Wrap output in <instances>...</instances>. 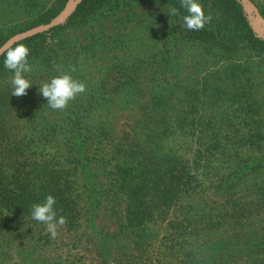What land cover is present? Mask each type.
I'll return each mask as SVG.
<instances>
[{"label":"trees","instance_id":"obj_1","mask_svg":"<svg viewBox=\"0 0 264 264\" xmlns=\"http://www.w3.org/2000/svg\"><path fill=\"white\" fill-rule=\"evenodd\" d=\"M67 1L0 0V4H17L23 13V19L14 18L0 25V45L16 32L49 22ZM199 2L205 14H211L213 19L203 29L193 31L183 26L187 12L181 0H80L63 23L22 38L11 46L23 43L29 48L31 72L27 78L30 80L33 76L35 81L50 80L61 72H68L82 81L80 57L85 51L95 52L99 44L106 42L119 43L114 48L120 47L128 33L159 26L161 50L149 61L154 66V76L148 80L160 79L166 86L150 96L145 123L140 125V130H134L133 136L124 127L118 130L111 119L88 121V115L100 109L107 99L106 92L93 89L78 94L65 109L59 110V124L48 118L36 122L40 121L36 116L26 120L34 124L35 131L40 126L39 138L45 137L42 141L50 142L49 137L59 128V155L44 158L41 164L34 158L28 170H25L26 164L25 169L20 168L21 158L14 159L15 155H27L24 148L23 153L10 157L21 146L17 140L9 141L8 129L2 120L0 155L7 159V169H11L7 174H0L2 208L32 217V206L43 203L51 194L56 198L57 219L66 218L63 226L67 231L84 226L94 236L99 251L107 256L122 249L126 262L122 263L118 254L115 264H172L160 255L167 257L172 251L180 250H185L182 262L186 264H260V257L264 255V232L255 239L250 238L245 225L254 215L261 214L252 196L241 193L240 186L264 169V150L259 149L258 155L251 154L264 140V102L255 98L251 75L255 66L252 58L264 59V39L251 29L239 0ZM171 8L177 9V15L168 14ZM66 29L70 33L59 40V47L43 46L46 35ZM181 49L216 56L217 68L199 79H174L177 51ZM172 51L176 54L171 55ZM4 60L5 55L0 54V111L3 113L16 101L9 78L14 73L4 67ZM113 81L112 92L134 90L132 76L121 73ZM19 97L24 103V97ZM219 99L224 103L219 105ZM42 102L47 99L42 98ZM109 107L113 109L112 105ZM221 108L243 117L237 122L232 115L229 119L218 116L224 113ZM138 126L136 123L134 128ZM183 147L189 149L188 154ZM36 154L31 152V157ZM26 160L27 157L23 159ZM214 161L227 163V167L222 174L214 168L216 178L207 186L200 168ZM14 163L19 165L15 167ZM256 187V201L264 210V185L258 182ZM205 191H212L222 204L213 200L207 207L200 200ZM120 204L118 214L116 209ZM221 207L225 213L216 214ZM103 209L107 214H117L112 229L95 225ZM82 215L85 218L81 222ZM213 215L217 219L211 218ZM223 217L229 224L227 228L222 225ZM156 221L163 222L164 229L179 226L183 232L158 238L160 246L152 253L149 246ZM204 230L216 231V234L206 235ZM262 230L264 226L256 231ZM202 231L203 240L198 244L194 236ZM175 235L180 244L173 243ZM123 236L127 238L126 243ZM194 243L200 258L188 249ZM127 246L133 250L126 253Z\"/></svg>","mask_w":264,"mask_h":264},{"label":"rangeland","instance_id":"obj_2","mask_svg":"<svg viewBox=\"0 0 264 264\" xmlns=\"http://www.w3.org/2000/svg\"><path fill=\"white\" fill-rule=\"evenodd\" d=\"M70 4H74V0H68ZM67 1V2H68ZM254 6V10L250 5L244 8L247 20L251 29L255 32L256 36L264 39V0H250ZM62 10V9H61ZM60 10V11H61ZM59 11V12H60ZM59 12L57 14H59ZM56 14V15H57ZM53 16L50 20L54 19ZM17 19H23L22 9L18 8L17 4H0V25H6ZM61 21L60 23H63ZM60 23L56 24L59 25ZM44 24V23H42ZM33 27V26H32ZM31 28V27H30ZM160 28L156 26L150 29L141 30L136 33H128L126 39L123 40V45L114 48L116 44L119 43H101L99 48L95 52H87L81 55V66L80 72H82V81L86 90L93 89L99 92H106L103 105L100 109L93 111L88 115L89 122H96L103 119H111L117 124V129L131 131L133 136L134 130H140V125L143 126L145 123L144 117L148 115V101L153 92H160L164 89L166 84L161 82L160 79H154V81H149V77L153 78L152 73L154 66L149 63L153 54L161 50V40H160ZM24 31V30H23ZM59 31V30H58ZM21 32V31H19ZM17 33V32H16ZM70 33V29H66L63 32H57L55 35H46L43 40V46L48 49H55L59 47V40H61L65 35ZM15 34V33H14ZM13 35V34H12ZM83 53V52H82ZM176 54L175 51L171 52V55ZM176 56V55H175ZM177 64L173 70L174 79H199L205 73L210 72L215 67L214 64L217 62V57L212 55H203L192 51H187L181 49L177 51ZM255 66H253L252 77L254 79L253 92L255 98L259 102H264V59H254L252 58ZM79 62V58H78ZM257 66H260L257 67ZM132 76L134 81V90L129 89L128 93L123 91L112 92L114 85V76L118 74ZM198 76V77H197ZM32 78V75L30 76ZM196 77V78H195ZM12 79V77H9ZM35 78L30 80L32 85L26 90V95H23L24 103L20 102L18 96H14L15 103L10 107L5 109V113L0 111V122L3 123L8 129L9 141L17 140L20 143L21 148H16L10 155L13 158V154L23 153V148L26 152V161H23L25 157L15 155V158H21L23 162L22 170L31 169V161L35 158L37 163H43L44 158L52 157L55 154L59 155V128L55 134L51 135L49 138L51 141H42L43 136L39 138L40 126L37 125L36 131L33 129L34 124L27 123L26 120H30L34 116L40 117V121L44 118H48L52 122L59 124V110H54L47 102H42V94L39 91L40 85L49 79H41L35 81ZM101 78L103 79V84H101ZM77 79V78H75ZM105 79V80H104ZM33 81V82H32ZM37 82V83H36ZM226 81H223L225 83ZM12 86V84L10 85ZM45 99V98H44ZM219 105L224 103L223 100H217ZM112 105L113 109L109 106ZM263 110L264 111V104ZM224 113H220L218 116L229 119L232 115L234 120L237 122L243 117L242 114L235 115L228 108H221ZM220 109V110H221ZM27 110H30V114H27ZM106 111H110L106 114ZM22 114H25L22 116ZM40 115V116H39ZM112 116V117H111ZM139 122H136L138 121ZM139 123V126H136ZM242 132V131H241ZM239 132V133H241ZM35 134V135H33ZM28 138L33 139L29 142ZM39 138V140H37ZM117 137H115V140ZM16 146V143H13ZM1 149V148H0ZM264 150V140L262 144L256 146V149H252L251 154L258 155V150ZM185 154H188V148H182ZM31 152H37V154L31 157ZM248 152V151H247ZM39 154V155H38ZM249 154V153H246ZM5 158L0 155V174H7L11 172V169L6 166ZM19 163H14V166H18ZM227 167V163L214 161L212 165L208 167H201L200 172L203 175L201 178L206 182L207 186L212 182L215 177V169L219 170V174H222ZM215 168V169H214ZM207 172V174L205 173ZM264 185V169L258 172L256 177L250 178L247 182H242L240 186V191L244 195L252 196L253 203H255L256 209H259L261 215H254L250 221L245 225V230L251 233L250 238L255 239L262 231L261 227L264 226V221H262V216H264L263 206L259 201H256V190L257 183ZM218 196L212 193V191H205L202 194L200 200L204 204L211 206L213 200L218 204H222L218 201ZM207 207H203V211L206 212ZM122 208V204L117 206L116 211L119 212ZM106 209L100 210L98 213V218L95 221V225L99 228H113V221L115 220L117 214L105 212ZM224 214L225 209L216 210V214ZM25 215L17 214L16 212H8L5 208L0 206V264H115V260L118 258V254L122 257L120 260L122 263L126 261V255L122 253V249L118 252L115 251L111 255L107 256L106 253L103 254L99 251V247L94 239V236H90L88 231L84 226L79 227L77 230H66V227L62 226L58 229V235L55 239H52L50 234L46 231V225L34 220L31 216L24 217ZM85 215H82L80 221L82 222ZM210 218V217H209ZM211 218L217 219L216 215ZM165 221V220H164ZM222 225L224 227H229L227 219L223 217ZM164 223L160 221L154 222V234L151 240V245L149 246L152 253L156 252V246L159 247L160 244L158 238H167L169 234L174 232L181 233L183 229L181 227L175 228H163ZM149 226H152L150 224ZM189 231V229H185ZM206 235L214 236L216 231L204 230ZM203 231L194 236V239L200 244L203 240ZM186 236V235H184ZM264 236V234H263ZM161 238V239H162ZM193 238V237H192ZM123 243H126L127 238L123 236ZM173 239L171 235V240ZM169 241L170 242L172 241ZM194 241V240H193ZM174 242L180 244V239L175 235ZM172 243V244H173ZM158 244V245H157ZM194 243L189 250H193L196 258L201 257V253L198 252ZM132 247L127 246L124 251H132ZM163 250V249H158ZM167 251V250H166ZM185 250H180L179 252H171L170 255L160 257L165 261L168 260L172 264H186L183 258ZM168 252V251H167ZM173 254V255H172ZM165 258V259H164ZM260 264H264V255L260 257ZM160 264V263H155ZM221 264H229L227 262H222ZM232 264H237L233 262Z\"/></svg>","mask_w":264,"mask_h":264},{"label":"clouds","instance_id":"obj_3","mask_svg":"<svg viewBox=\"0 0 264 264\" xmlns=\"http://www.w3.org/2000/svg\"><path fill=\"white\" fill-rule=\"evenodd\" d=\"M181 6L186 9L187 14L183 17V26L188 30L198 31L204 28L206 23L213 19L211 14H205L199 0H181ZM170 16L177 15V9H169ZM29 48L23 43H18L14 47H8L2 55H5L4 67L11 70L14 75L11 79L13 86L12 95H26V90L32 85L27 78L31 72V65L28 62ZM60 67L59 65L57 66ZM39 91L47 99L49 107L54 110H63L68 103L75 99L78 94L86 91L83 82L74 79L70 73L61 72L54 76L50 81L44 82L39 87ZM56 198L49 194L43 203L32 206V218L46 225V231L52 239L58 235V229L67 223L64 216L57 219L54 205Z\"/></svg>","mask_w":264,"mask_h":264},{"label":"water","instance_id":"obj_4","mask_svg":"<svg viewBox=\"0 0 264 264\" xmlns=\"http://www.w3.org/2000/svg\"><path fill=\"white\" fill-rule=\"evenodd\" d=\"M80 0H74V4L71 5L70 1H68L62 10L59 12V14L56 15V17L52 20H50L47 23L44 24H38L31 28H28L24 31L17 32L13 35H11L9 38L5 40L3 44L0 45V53L4 52L5 49L8 47H11L15 42L19 41L22 38L30 37L33 35H36L38 33H41L43 31L48 30L49 28L55 26L56 24L60 23L61 21L65 20V18L71 13L74 6L79 2ZM239 2L242 4L243 8H246L247 5H250L254 10L255 6L250 0H239Z\"/></svg>","mask_w":264,"mask_h":264}]
</instances>
